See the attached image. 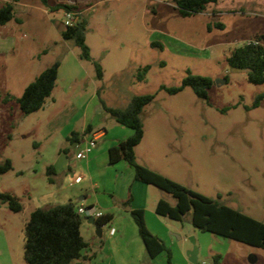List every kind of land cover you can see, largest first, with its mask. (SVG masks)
<instances>
[{
	"label": "rangeland",
	"instance_id": "obj_1",
	"mask_svg": "<svg viewBox=\"0 0 264 264\" xmlns=\"http://www.w3.org/2000/svg\"><path fill=\"white\" fill-rule=\"evenodd\" d=\"M9 1L0 0V8ZM18 1L20 21L0 25V163L9 159L13 167L0 174V192L15 195L23 210L15 213L0 203V264H27L25 224L42 206V195L56 187L46 165L57 159L77 120L87 113L106 126L108 142L127 128L102 103L126 108L134 95H156L142 114L143 165L264 223V98L253 106L264 84L250 83L245 70L227 61L248 41L264 43V0H218L187 17L173 0ZM57 5H72L88 20L85 43L93 61L81 59L74 41L63 39L65 11L55 10ZM56 60L60 67L52 94L41 110L23 115L16 99ZM93 62L102 67L101 80ZM146 65L150 70L138 81V69ZM187 71L212 79L209 103L191 87L176 94L160 90L181 86ZM218 79L225 83L216 84ZM72 179L69 173L64 184ZM147 216L148 229L165 242L170 256L148 258L132 217L115 212L116 236L107 224L97 236L96 226L82 215L81 233L95 257L80 263L210 264L219 254L225 264H264V249L195 229L190 214L182 221L160 217L161 222L154 211ZM191 238L196 263L189 256Z\"/></svg>",
	"mask_w": 264,
	"mask_h": 264
},
{
	"label": "trees",
	"instance_id": "obj_2",
	"mask_svg": "<svg viewBox=\"0 0 264 264\" xmlns=\"http://www.w3.org/2000/svg\"><path fill=\"white\" fill-rule=\"evenodd\" d=\"M12 0L5 2L0 8V25H5L14 20H20L15 16ZM218 0H173L183 17L203 12L211 3ZM46 2V0H44ZM55 10L63 9L65 12L76 8L72 5H57ZM88 20L80 14L76 23L65 26L61 32L64 40H72L81 49V59L93 61L89 47L85 43V34ZM153 45L155 43H152ZM228 64L235 70H245L247 80L253 84H264V45L244 43L237 47L227 58ZM97 78L103 77L102 67L93 62ZM59 60L44 69L30 84L26 86L22 95L16 99L23 115L41 110L46 99L52 94L55 87ZM150 70L146 65L138 69L137 80L144 81ZM213 85L212 79L194 75L187 71L179 87H167L162 85L160 90L169 94H176L185 87H191L194 94L207 100L208 91ZM99 90L97 92V96ZM152 93L134 95L126 108L106 106L103 108L118 124L132 130V135L109 149V162L116 164L125 161L133 169L134 178L142 183L155 186L163 192L171 195L175 203L171 204L166 199H160L155 206V213L175 221H182L186 215L191 216V223L195 229L202 232H210L228 239H232L253 247L264 249V223L257 221L239 210L226 206L205 195H202L186 186H183L152 170L146 165L140 164L136 157V147L142 142L145 132L142 114L144 108L155 100ZM264 98V93L257 95L254 107H258ZM89 132V129L85 133ZM81 133H72L67 141L72 145L82 137ZM12 162L9 159L0 163V174L12 170ZM52 167L47 168L49 181ZM0 203L6 204L15 213L23 210V204L11 193L0 192ZM130 200L123 203L129 205ZM77 203L68 201L64 204L48 205L35 208L29 216L24 227V260L27 264H81L87 260L84 254L89 249V242L81 233L83 223L82 215L77 212ZM130 215L137 227L138 234L145 246L148 258L153 259L163 252L170 256V250L165 242L153 234L147 227L145 212L143 209H132ZM98 226L107 224V217L95 220ZM210 264H225L222 256H212Z\"/></svg>",
	"mask_w": 264,
	"mask_h": 264
},
{
	"label": "crops",
	"instance_id": "obj_3",
	"mask_svg": "<svg viewBox=\"0 0 264 264\" xmlns=\"http://www.w3.org/2000/svg\"><path fill=\"white\" fill-rule=\"evenodd\" d=\"M15 3L19 4V1L13 2L14 13L16 8ZM63 29H61V32ZM77 123V125L71 128L68 136H66V143L59 148L57 159L53 164L46 165V175L47 168L52 167L50 175L52 183L50 181L49 183L55 184L56 187L42 195V206L35 208L74 201L77 203V207L84 206L102 212L107 217V225L110 228H115L113 226L116 221L115 212H124L126 215H130V210L132 209H143L147 223V213L152 216L157 202L160 199H165L163 194H158L157 189H155L156 187L135 180L133 169L127 162L119 161L116 164L109 162V149L131 136L132 130L123 126L127 129L119 130V134L116 137L106 142V138L109 135L106 126H103L99 122L95 124L93 117L87 113L79 118ZM87 129H89V132L85 133ZM72 133H81L83 135L79 138L78 142L71 145L67 141V138ZM93 133H99L96 148L87 159H74L75 145L77 143L83 145L84 140L89 139ZM141 143L135 150L137 161L143 164L146 151L141 148ZM113 165H115V168L111 169ZM144 165L151 167L149 164ZM152 169L155 170L154 168ZM69 173L73 179L68 184H64L65 178ZM78 176H81L82 180L80 183H75L74 180ZM128 200H130L129 205H123ZM160 217L156 214L155 218L157 222L163 220ZM117 232L118 230L115 228V233L112 236H116ZM89 245L91 246L90 243ZM90 246L87 249L89 251H85L84 253L87 261L95 257V253L90 252Z\"/></svg>",
	"mask_w": 264,
	"mask_h": 264
},
{
	"label": "built area",
	"instance_id": "obj_4",
	"mask_svg": "<svg viewBox=\"0 0 264 264\" xmlns=\"http://www.w3.org/2000/svg\"><path fill=\"white\" fill-rule=\"evenodd\" d=\"M78 15L79 13H77L75 10L65 12V18H66L65 26H71L75 24ZM247 44L264 45V43L261 42L260 40L248 41ZM98 139H99V133H93L89 139L84 140L83 145H81V143H77L75 145L76 151L74 152L75 158L77 160L87 159L89 155L92 153V151L96 148ZM81 180H82V177L78 176L75 178L74 181L75 183H80ZM77 212L80 215H86L87 217H93L94 220L104 217L102 212L96 211L91 208H86L84 206L78 207ZM114 233H115V228H110V234L113 235Z\"/></svg>",
	"mask_w": 264,
	"mask_h": 264
},
{
	"label": "water",
	"instance_id": "obj_5",
	"mask_svg": "<svg viewBox=\"0 0 264 264\" xmlns=\"http://www.w3.org/2000/svg\"><path fill=\"white\" fill-rule=\"evenodd\" d=\"M224 83H225V80L224 79H218V80H216V84H224ZM86 219H87L88 223L96 226V234H97V236L101 237L102 236L103 226H98L93 217H87ZM191 241L194 244V248H193L192 251L189 252V256H190V260L191 261H194L196 263L197 262L198 249L195 246V240H194V238H191Z\"/></svg>",
	"mask_w": 264,
	"mask_h": 264
}]
</instances>
